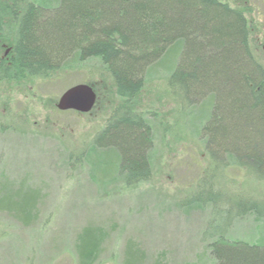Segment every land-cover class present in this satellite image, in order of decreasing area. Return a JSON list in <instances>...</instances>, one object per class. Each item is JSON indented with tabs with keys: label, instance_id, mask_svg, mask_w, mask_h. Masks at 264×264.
<instances>
[{
	"label": "rangeland",
	"instance_id": "rangeland-1",
	"mask_svg": "<svg viewBox=\"0 0 264 264\" xmlns=\"http://www.w3.org/2000/svg\"><path fill=\"white\" fill-rule=\"evenodd\" d=\"M260 36L252 29L253 55L264 66ZM9 48L0 47L2 59ZM177 58L151 66L134 98L153 142L152 177L137 188L127 187L117 150L94 145L122 102L99 60H70L46 80L0 79V264H211L210 237L225 231L231 242L264 245V181L232 159L227 171L219 164L213 172L201 135L212 109L199 98L181 103L168 86ZM82 83L96 91L93 110L59 111L60 95ZM32 192L34 219L24 225L9 210ZM197 197L208 202L193 203ZM248 207L256 211L233 220ZM93 235L101 237L97 256L83 260L79 238Z\"/></svg>",
	"mask_w": 264,
	"mask_h": 264
},
{
	"label": "trees",
	"instance_id": "trees-1",
	"mask_svg": "<svg viewBox=\"0 0 264 264\" xmlns=\"http://www.w3.org/2000/svg\"><path fill=\"white\" fill-rule=\"evenodd\" d=\"M252 29L264 40V0H57L53 7L0 0V47L11 49L9 60L0 56V79L46 80L70 60H99L122 102L94 145L116 149L127 187L137 188L152 177L153 142L134 98L147 70L177 53L168 86L181 103L199 98L211 107L201 135L213 172L219 164L227 171L232 159L248 170L253 166V177L264 181V66L253 55ZM38 195L32 192L9 213L30 224ZM201 201L192 202H208ZM254 211L243 209L233 220ZM227 232L210 237L211 264H264V245L231 242ZM100 238H79L83 260L97 256Z\"/></svg>",
	"mask_w": 264,
	"mask_h": 264
},
{
	"label": "water",
	"instance_id": "water-1",
	"mask_svg": "<svg viewBox=\"0 0 264 264\" xmlns=\"http://www.w3.org/2000/svg\"><path fill=\"white\" fill-rule=\"evenodd\" d=\"M57 102L56 107L59 111L90 113L97 103V94L92 86L82 83L65 90Z\"/></svg>",
	"mask_w": 264,
	"mask_h": 264
}]
</instances>
